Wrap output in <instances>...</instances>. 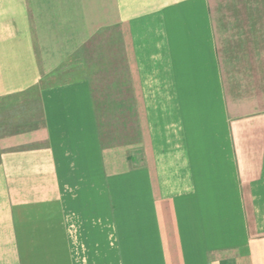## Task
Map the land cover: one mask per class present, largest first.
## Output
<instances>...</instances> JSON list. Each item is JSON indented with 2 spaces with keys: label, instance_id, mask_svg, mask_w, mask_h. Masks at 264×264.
<instances>
[{
  "label": "crops",
  "instance_id": "1",
  "mask_svg": "<svg viewBox=\"0 0 264 264\" xmlns=\"http://www.w3.org/2000/svg\"><path fill=\"white\" fill-rule=\"evenodd\" d=\"M0 264H264V0H0Z\"/></svg>",
  "mask_w": 264,
  "mask_h": 264
},
{
  "label": "rangeland",
  "instance_id": "2",
  "mask_svg": "<svg viewBox=\"0 0 264 264\" xmlns=\"http://www.w3.org/2000/svg\"><path fill=\"white\" fill-rule=\"evenodd\" d=\"M71 62H72V61H71ZM71 62H70V63H71ZM74 62H75V59H74Z\"/></svg>",
  "mask_w": 264,
  "mask_h": 264
}]
</instances>
